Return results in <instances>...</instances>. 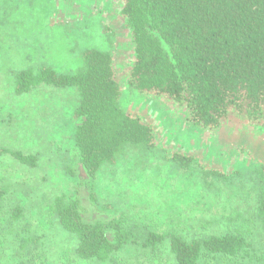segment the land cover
I'll return each mask as SVG.
<instances>
[{
  "label": "rangeland",
  "instance_id": "rangeland-1",
  "mask_svg": "<svg viewBox=\"0 0 264 264\" xmlns=\"http://www.w3.org/2000/svg\"><path fill=\"white\" fill-rule=\"evenodd\" d=\"M122 6L121 0H0V147L38 160L31 168L9 156L0 158V178L12 184V193L0 202V264H110L77 257L78 238L51 212L62 194L79 201L87 223L126 213L131 223L191 239L225 233L230 228L225 219L232 217L241 232L255 236V246L264 247L252 215L255 170L264 164L263 128L231 116L217 130L202 131L190 124L184 107L163 96L125 90L123 109L153 127L160 149L149 155L129 150L117 165H103L92 181L71 141L79 100L75 89L47 87L15 95V73L42 65L57 74L73 73L90 48L112 52L124 88L134 52ZM167 153L188 155L195 163L184 167L165 161ZM208 170L229 179L206 177ZM16 205L24 208V217L13 222ZM113 236L108 233L110 240ZM113 263L174 264V259L168 247L149 256L129 246Z\"/></svg>",
  "mask_w": 264,
  "mask_h": 264
},
{
  "label": "trees",
  "instance_id": "trees-1",
  "mask_svg": "<svg viewBox=\"0 0 264 264\" xmlns=\"http://www.w3.org/2000/svg\"><path fill=\"white\" fill-rule=\"evenodd\" d=\"M121 1L134 52L124 88L116 78L112 52L97 48L83 51V65L73 73L57 74L47 65L15 73L14 93L19 97L47 87L75 89L79 100L71 141L90 180L103 165H117L129 150L149 155L160 149L153 127L123 109L125 90L163 96L184 107L190 124L202 131L217 130L231 116L264 129V0ZM3 156L37 166L36 155L0 147ZM164 160L184 167L195 163L193 157L179 153H167ZM203 174L229 179L220 171ZM255 175L252 215L264 236V164H258ZM11 193L12 184L0 178V202ZM91 199L98 202L95 192ZM51 212L78 238L76 255L83 261L114 264L116 255L135 246L149 256H159L168 247L174 264H264V247L255 246V236L250 239L241 232L232 217L225 219L230 225L225 233L187 239L131 223L126 213L107 222L87 223L79 201L66 194L54 199ZM23 213L24 208L16 205L12 221L22 219Z\"/></svg>",
  "mask_w": 264,
  "mask_h": 264
}]
</instances>
